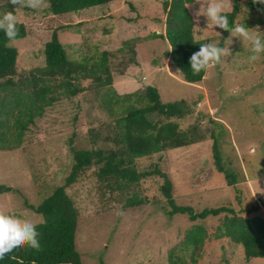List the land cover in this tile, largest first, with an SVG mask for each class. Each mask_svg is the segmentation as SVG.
Returning <instances> with one entry per match:
<instances>
[{
    "label": "rangeland",
    "instance_id": "obj_1",
    "mask_svg": "<svg viewBox=\"0 0 264 264\" xmlns=\"http://www.w3.org/2000/svg\"><path fill=\"white\" fill-rule=\"evenodd\" d=\"M168 1L118 0L61 16L50 12L48 0L39 9L25 7L17 12V6L7 3L28 34L12 44L19 54L16 80L45 64V45L54 32L70 59H92L109 52L118 95L154 86L165 103L185 100L190 113L177 122L181 130L196 127L203 136L197 144L139 159L138 171L167 174L176 204L197 213L220 207L240 213L258 206L249 216L264 217V53L258 61L249 62L251 43L231 36L226 40L232 41L223 42L219 27L208 28L207 17L196 16L206 6L205 0H193L187 8L195 20V38L222 44L230 54L209 67L201 83L184 82L170 65L169 42L160 37L166 35ZM235 1L224 0L226 12L233 10ZM240 1L237 25L258 16L248 11L247 0ZM246 29L264 40V25ZM92 85L83 81L81 94L64 97L47 108L26 130L19 148L0 150V185L13 189L0 193V211L34 225L43 222V216L28 205L39 206L64 185L75 163L73 149L116 147L106 140L110 137L106 125L113 120L103 106L102 90L97 94L90 90ZM96 133L102 136L95 138ZM215 138L225 168L238 176L235 186H229L216 167ZM98 172L99 166L93 165L66 190L78 211L75 246L82 264H186L180 258L186 261L191 256L185 239L195 226H204L211 236L205 250L196 254L201 264H264L261 258L247 260L241 247L214 242L225 213L197 221L187 214L171 217L159 174L142 179L133 188L146 203L125 209V198L132 194L110 192Z\"/></svg>",
    "mask_w": 264,
    "mask_h": 264
},
{
    "label": "trees",
    "instance_id": "obj_2",
    "mask_svg": "<svg viewBox=\"0 0 264 264\" xmlns=\"http://www.w3.org/2000/svg\"><path fill=\"white\" fill-rule=\"evenodd\" d=\"M49 10L56 16L79 13L100 7L118 0H48ZM193 0H171L166 2V38L170 44V65L174 73L184 82L192 85L201 83L206 71L193 74L189 59L200 45L205 44L194 36L195 20L187 5ZM247 9L258 15L255 19L241 23L245 28L264 25V3L247 0ZM13 11L8 5L0 6V12ZM242 10L241 1L236 0L231 12H226L229 29L238 23ZM19 35L16 40L27 37L24 24L16 25ZM224 42L230 33L221 29ZM222 48V44L220 45ZM18 50L9 45L5 33L0 30V150L10 151L19 148L26 130L42 117L47 108L53 107L64 97H75L83 91V81H91L90 90L99 94L102 90V103L113 122L106 125L113 149L75 150V163L63 186L45 199L39 206L28 205L44 221L36 224L40 234V250L24 246L7 254L0 264H82L76 250L75 240L78 226V211L66 190L78 182L79 177L93 165L99 166L98 177L110 192L131 193L125 198V209L136 208L146 203L135 188L144 178L159 174L164 179L162 190L167 197L173 217L187 214L191 221L206 220L225 213L222 225L214 235V242H228L232 247H241L247 260L264 259V217L249 216L260 208L253 207L240 213L226 207L210 208L197 213L192 207L178 206L173 197V183L167 174L158 170L139 172L138 160L151 157L167 150L179 149L199 143L202 134L196 127L183 131L177 120L185 118L190 108L185 100L165 103L154 86L144 91L118 95L114 90V78L110 66V53L105 51L97 58L73 60L69 58L66 46L57 32L52 34L44 49L45 64L33 69L29 75L16 80ZM102 133H96L100 138ZM213 153L218 171L226 177L229 186L238 183V176L227 170L215 138ZM13 189L0 185V193H10ZM244 212V213H242ZM246 214V215H244ZM204 226H195L186 234L185 246L191 252L190 258L182 263L201 264L195 257L205 250L206 241L211 236ZM200 256L202 254H199ZM174 262V261H173ZM176 264V263H175Z\"/></svg>",
    "mask_w": 264,
    "mask_h": 264
},
{
    "label": "clouds",
    "instance_id": "obj_3",
    "mask_svg": "<svg viewBox=\"0 0 264 264\" xmlns=\"http://www.w3.org/2000/svg\"><path fill=\"white\" fill-rule=\"evenodd\" d=\"M7 3L17 6L15 8V12H17L25 7L39 9L44 5V0H4L2 5H7ZM254 3H264V0H254ZM205 5L196 12V16H206L208 28L210 26L219 27L229 32L231 37H239L244 44L251 43L252 55L248 57V60L252 63L258 61L260 54L264 53V40L253 35L242 25H236L233 29H229L224 0H205ZM16 25L17 16L13 11L8 10L0 16V30L5 33L9 45L14 44L19 35ZM226 41L232 40L229 38ZM229 54V48H221L217 43L202 44L190 56L191 71L193 74L206 71L213 64H219L221 58ZM39 235L33 223L0 211V260H3L7 254L18 247L28 246L37 251L40 250Z\"/></svg>",
    "mask_w": 264,
    "mask_h": 264
}]
</instances>
